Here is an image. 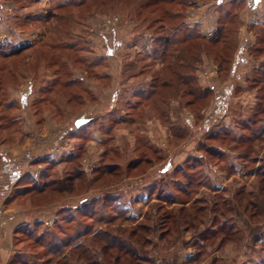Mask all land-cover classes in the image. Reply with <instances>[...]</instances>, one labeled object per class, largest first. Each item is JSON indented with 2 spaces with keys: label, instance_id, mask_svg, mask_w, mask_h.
Returning a JSON list of instances; mask_svg holds the SVG:
<instances>
[{
  "label": "rangeland",
  "instance_id": "rangeland-1",
  "mask_svg": "<svg viewBox=\"0 0 264 264\" xmlns=\"http://www.w3.org/2000/svg\"><path fill=\"white\" fill-rule=\"evenodd\" d=\"M102 1L107 4L99 9L97 0L80 8H75L77 0H0V48L10 51L34 44L19 57L0 58V67L8 64L15 73L0 70V98L8 90L19 115L31 123L20 144L0 128V142L8 140L3 148L41 147V155L58 160L76 154L83 144L80 159L52 165L49 178L41 177L46 162L35 165L32 174L42 185L64 178L77 165L87 172L65 181L63 185L72 187L70 195L54 194L50 188L36 197L32 204H44L40 211L29 202L7 206L0 215V264H264V0H152L143 5L142 0H130L124 7ZM61 3L66 6L59 7ZM156 9L181 13L179 21L164 22L165 29L182 23L180 32L194 30L210 39L224 26L225 38L232 43L223 45L220 37L214 47L195 40L181 60H172L176 53L167 58L166 69L196 65L198 86L210 90L203 99H180L177 92L162 89L168 95L163 104H147L143 116L104 135L99 126L110 125L120 114L127 116L125 101L136 90L148 89L155 74H168L160 57L137 65L139 56L155 46L161 25L157 14H148ZM64 14L75 15L73 78L85 82L68 88L63 84L70 78L65 68L56 73L41 61L34 64L40 52L49 50L43 45L50 38L72 41L59 29ZM78 56H84L87 67L73 64ZM227 57L230 60L223 62ZM98 60L102 62L95 63ZM179 71L186 70L179 67L177 75ZM35 74L43 81H35ZM96 74L106 75L104 84L97 82ZM53 79L58 87L40 101L38 90ZM31 84L34 90L22 103L21 94ZM80 94V99L74 97ZM82 113L98 119L84 126L86 132L92 130L87 135L92 140L63 133ZM103 137L105 144L99 143ZM112 146L116 152H107ZM100 159L121 164L117 177L100 178L105 188L92 182L98 181L95 168ZM132 159L137 165L127 166ZM85 199L87 204L72 210ZM18 211L30 220L27 227L11 231L22 215ZM104 229L116 235V243L131 244L140 256H129L126 247L106 250L104 241L94 239ZM40 234L42 240L36 242Z\"/></svg>",
  "mask_w": 264,
  "mask_h": 264
},
{
  "label": "trees",
  "instance_id": "trees-1",
  "mask_svg": "<svg viewBox=\"0 0 264 264\" xmlns=\"http://www.w3.org/2000/svg\"><path fill=\"white\" fill-rule=\"evenodd\" d=\"M87 1L90 0H77V2H75V8H80V7H86L87 4H85ZM110 1H114L115 3H113L111 6L114 7H119V6H127V4L130 0H125L124 3L119 2L118 0H110ZM144 0L140 1L139 3L141 5L151 2L152 0H145V2H143ZM155 1V0H154ZM160 4H166L169 3L171 4L172 2H174L175 0H170L167 2V0H159ZM99 6L98 8H102L104 7L107 2L102 1V0H97ZM59 7H64L66 6L65 3H61L58 5ZM141 7V6H140ZM98 9V10H99ZM158 12H160V16H158ZM72 14V13H70ZM157 14V18L156 20L160 23V27L157 28L158 30V34L156 39H154L153 41V46L155 43V46L151 49V51L149 53H147L146 55L142 54L141 56H139V60L137 61V65L139 63H141V61L148 59V58H155V57H160V59L165 61V69L166 66L169 65V63L167 62V58H171L172 57V53H176L172 60L176 61V60H181V58L183 57V54H185L186 52V48L190 47V45L192 44L193 41L198 40L200 41H204L206 40L207 42H209V44L211 46H217V43L220 42V37H221V41L224 44H228L227 42L232 43L231 41H229L228 39H226V35H225V27L221 26V28L219 29V32L212 38L210 39H206L204 36H201L199 33H197L194 30H184V31H179V27L181 28L183 25L182 23L174 30L171 29H165V24L164 22L168 21H174V20H180L181 19V13L180 12H172V10H160V9H156V10H151L150 13L148 14V17H152V15ZM168 15V17L166 18V16ZM75 15H69V14H64V15H60V20L58 21L59 23V29L62 30V32H65V36H69L68 38L65 39H71L72 41H61V40H57V42H53L54 38H50L51 40L49 42H45L46 44L43 45L47 48H49V50H44L43 52H40V54H38V56L35 58V62L34 64L36 66H39L40 61L44 63L45 67H47L48 69H51L53 71H55L57 73V71H59V67H63L66 69L67 75L70 77L68 80L63 81V84L65 85V88L71 87V86H75V85H85L84 79H76L73 78V72L71 70L72 67V58L73 56L71 55V52L78 47L77 43L73 40L75 39L74 34H72L74 31V21H73V17ZM132 17V16H131ZM134 17V16H133ZM135 18V17H134ZM170 32H172L170 34ZM81 34V33H80ZM219 36V37H218ZM34 45V44H33ZM33 45H27V46H21L19 48H16L14 50H9V48H0V58H5V60H8L10 58H15V57H19L23 52H26L34 47H32ZM200 45V44H199ZM57 49V50H56ZM261 49V48H260ZM259 49V50H260ZM199 50V48H198ZM41 51V50H40ZM85 52V51H84ZM54 53V54H52ZM10 57V58H9ZM81 57V58H80ZM80 58V59H79ZM69 59V60H68ZM84 56H78V58H76V61L73 62L74 65H79V64H83L86 66L85 62H84ZM230 60L228 57L225 58L223 60V62H226ZM96 61L95 63H100L102 61ZM167 62V63H166ZM96 66L99 64H95ZM87 67V66H86ZM179 67L186 70L185 72H181L179 71L178 75H177V71L179 70ZM196 65H185V63H180L179 66H171V68H167L166 71V78H164V75L162 73H157L153 76L152 78V83L151 86L148 89H140V90H136L133 95L131 96L132 98H129L128 100L125 101V110H126V115L127 116H122L121 114L116 118V119H112L111 120V124L108 126H99V131L101 132L102 130H104V135H110V134H114V132L116 131V127L121 125V124H127V120L128 121H133L136 120L138 117V115L143 116L145 114V110H146V105L147 104H151V105H156L159 106L161 104L164 103L165 98L168 95H165V93H162V89H167L172 95H175V92L178 93L177 96L180 97H184V96H191L194 98V100H198V99H203L205 95H207V93L210 91L207 88H203V87H199L197 80L195 79V70ZM12 66L5 64L3 65V67H0V70L3 72H6V74L13 76L15 73H10ZM70 68V69H69ZM146 68L141 69L140 72H137L136 74H133L134 78H138L140 76L143 75L144 71H146ZM168 70L171 71V75L169 74ZM181 70V69H180ZM17 75V74H16ZM15 75V76H16ZM97 76H99L97 78V82L103 83L106 81V75L105 74H96ZM35 78L34 80L37 82L43 81L41 79V77L39 78V74H35L34 75ZM59 77V75H58ZM57 77V79H59ZM20 78V76H18V79ZM173 78H176V83L173 82ZM9 79V78H7ZM39 79V80H38ZM57 79H53L51 80L50 83H46L42 88H40L38 91H40V101H44V98L48 97L49 95H53V92L55 91L54 89L57 86ZM166 79V80H165ZM12 80L17 81L15 78H12ZM7 81V80H6ZM2 86V85H1ZM33 86L32 84L28 86V91L23 92L21 94V102H25V100H23L24 98L26 99L29 94L30 91H33ZM4 91V95L0 98V103H2V106H0V128L5 129L8 133H11V138L10 140H17L16 143L20 144L23 140V136L25 137L24 133L21 130V126L24 122L23 117H21L19 115V112L17 111V109H19V107L16 105V102L14 101V99L11 98V94L8 92V90H3ZM118 94V92H115V95ZM163 96H162V95ZM77 99H80L81 94L80 95H75L74 96ZM115 97H118L115 96ZM182 99V98H180ZM50 101H52L53 99L50 98ZM192 101V100H191ZM19 103V102H18ZM3 108L5 111H2ZM115 113V111H113ZM113 114V113H112ZM222 115V113H221ZM79 117H87L86 114L82 113V115L78 116ZM89 119V118H88ZM98 119H93L92 117H90L89 119V123L90 122H95ZM4 121V122H2ZM97 122V121H96ZM187 124L191 125L192 122L190 120L187 119ZM87 125V124H86ZM85 126V125H84ZM84 126H81L80 128L76 129L74 124L73 127L71 128H67L63 131V133L65 134V136L74 133V136L76 137V140L82 141L85 140L88 136L91 135V131L92 130H87L86 132V128H84ZM204 128H209V126H205ZM204 129V131L206 130ZM85 135H82L84 134ZM88 135V136H87ZM115 135H112V139H114ZM73 137V135H72ZM88 140H92V138L88 137ZM112 139H110L109 141H112ZM107 141V138H101V140L99 141V143L105 144V142ZM8 142L7 138L4 137L1 142H0V148L4 147L6 145V143ZM2 146V147H1ZM78 146V145H77ZM82 148H84L83 144H80L77 147V153L73 154V153H68L65 155H62L60 157V159L56 160V159H51L49 157V155L47 154H42L39 157H37L32 163H31V167H35V165L37 164H41L43 162H46L47 165L46 168L44 169V172L41 174V177H45V178H49V169L52 165H57V164H65V163H71L73 161H77L79 160L80 156H81V151ZM114 150H113V149ZM112 150L107 151V152H116V148L115 146L111 147ZM111 152V153H112ZM106 154V151H104V153L102 154V157ZM5 155L4 153H2L0 151V161L2 158H4ZM201 157V156H200ZM45 160V161H43ZM80 163V162H79ZM100 165L98 167H96V173H97V180L98 181H92L95 183H100V184H105L103 179L100 178H108V177H112V176H116V173L118 172V168H120L121 164L113 162L112 160L106 161L103 159H100ZM138 161L135 160H129L127 163V166H134L135 164L137 165ZM81 165H77L74 168V171L72 173H68L64 178L61 177L62 179H58V178H54L52 179V181L47 180V182H43L42 185H39L40 180H35L33 179V171H29L28 173L25 174H16L14 176V182L11 185V190L8 194L7 197H5L3 204L5 207H7L9 204H16L17 206H23L25 202H29L30 207H33L34 205L32 204L33 201H35L37 198L36 197H43L45 193L48 192V190L51 188V190H54V194H59V192H67L70 195V189L72 188L71 186H65L63 184H65V181H67L68 183L72 181V179H74L76 177V179L78 176H81L86 172V169L80 168ZM43 175V176H42ZM117 177V176H116ZM40 179V178H39ZM102 180V181H101ZM41 181H44V178H41ZM91 182V183H92ZM105 186H107V184L100 186L99 188H105ZM35 199V200H34ZM87 199V198H86ZM83 200L78 206L73 207L72 210H79V208H82L85 204L88 203L87 200ZM87 202V203H86ZM35 203V202H34ZM50 203V202H49ZM44 204H38L35 205L33 209H38L37 211H40L39 208H42L41 206ZM36 207V208H35ZM191 218V216H190ZM27 227V224L24 225ZM143 225L138 224V227L141 228ZM140 229H137V231H141ZM82 232V231H81ZM81 232H78L77 235H80ZM84 232V231H83ZM82 232V233H83ZM42 235L40 234L39 237H37L35 239L36 242H40L42 240ZM116 235L112 234L108 229H104L101 231H98L96 233V235L94 236L95 240L98 241H104L106 244L104 246V248L106 247V250L112 247H118V250L122 251L125 247V251L126 254H128L131 257H139L140 254L138 252L135 251V249L133 248V246L131 244H119L116 243L115 238ZM70 242H65V245L69 244ZM64 246V245H63ZM124 247V248H123ZM164 264H175L174 261H171L169 263H164Z\"/></svg>",
  "mask_w": 264,
  "mask_h": 264
},
{
  "label": "crops",
  "instance_id": "crops-1",
  "mask_svg": "<svg viewBox=\"0 0 264 264\" xmlns=\"http://www.w3.org/2000/svg\"><path fill=\"white\" fill-rule=\"evenodd\" d=\"M30 125H31V123L25 119L22 126H21V130L24 133L25 137L29 135V132L27 130H28V128H30L29 127ZM69 146H71V145H69ZM72 148H73V146H72ZM42 149L43 148H41V147L40 148L39 147H37V148L30 147V148L26 149V148H24V145L13 147L10 150L5 149L3 147L0 148V151L2 153H4V155H5V157L2 158L0 161V215L7 212L6 211L7 207L4 206L3 201H4L5 197L8 196V194L11 190L10 189L11 185L15 179L14 176L16 174L22 175V174L28 173L29 171H33L32 169L34 167H31V163L37 157H39L41 155L42 151L44 152V150H42ZM68 149H70V148L68 147ZM10 155H11V159L9 157ZM36 155H38V156L35 157ZM18 212L22 215H19L17 217L18 219H16L14 221L15 224H17V225L13 226V228H11V231H14L17 226L24 225L26 222H29V220H30L27 217H25V216H28L26 213L23 215V212H20V211H18ZM34 216H36V215H34Z\"/></svg>",
  "mask_w": 264,
  "mask_h": 264
},
{
  "label": "water",
  "instance_id": "water-1",
  "mask_svg": "<svg viewBox=\"0 0 264 264\" xmlns=\"http://www.w3.org/2000/svg\"><path fill=\"white\" fill-rule=\"evenodd\" d=\"M88 118L79 117L75 120L74 126L76 129L80 128L81 126H84L88 122Z\"/></svg>",
  "mask_w": 264,
  "mask_h": 264
}]
</instances>
